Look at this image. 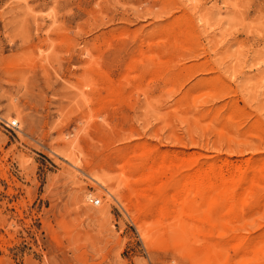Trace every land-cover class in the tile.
<instances>
[{"label": "rangeland", "instance_id": "rangeland-1", "mask_svg": "<svg viewBox=\"0 0 264 264\" xmlns=\"http://www.w3.org/2000/svg\"><path fill=\"white\" fill-rule=\"evenodd\" d=\"M0 264H264V0H0Z\"/></svg>", "mask_w": 264, "mask_h": 264}, {"label": "bare ground", "instance_id": "bare-ground-1", "mask_svg": "<svg viewBox=\"0 0 264 264\" xmlns=\"http://www.w3.org/2000/svg\"><path fill=\"white\" fill-rule=\"evenodd\" d=\"M192 178H193V177H191V176L188 177V180H187V181H188V182H191V181L193 180ZM198 182H199V181H198ZM186 183H187V182H186ZM201 183H202V182H201ZM187 184L189 185V183H187ZM196 185H197V184H196Z\"/></svg>", "mask_w": 264, "mask_h": 264}]
</instances>
